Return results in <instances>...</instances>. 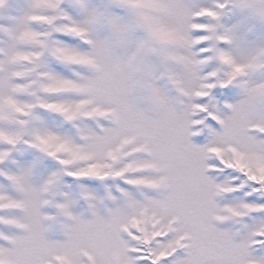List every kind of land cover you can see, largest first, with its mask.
Here are the masks:
<instances>
[{
    "label": "snow or ice",
    "instance_id": "obj_1",
    "mask_svg": "<svg viewBox=\"0 0 264 264\" xmlns=\"http://www.w3.org/2000/svg\"><path fill=\"white\" fill-rule=\"evenodd\" d=\"M264 0H0V264H264Z\"/></svg>",
    "mask_w": 264,
    "mask_h": 264
},
{
    "label": "rangeland",
    "instance_id": "obj_2",
    "mask_svg": "<svg viewBox=\"0 0 264 264\" xmlns=\"http://www.w3.org/2000/svg\"><path fill=\"white\" fill-rule=\"evenodd\" d=\"M215 0H195L197 5L211 6ZM226 26H237L241 35L248 41L264 40V23L249 19L240 11H236L224 19Z\"/></svg>",
    "mask_w": 264,
    "mask_h": 264
}]
</instances>
